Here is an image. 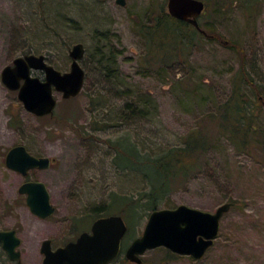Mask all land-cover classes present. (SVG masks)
<instances>
[{"label":"rangeland","instance_id":"1","mask_svg":"<svg viewBox=\"0 0 264 264\" xmlns=\"http://www.w3.org/2000/svg\"><path fill=\"white\" fill-rule=\"evenodd\" d=\"M203 1L201 27L236 42L239 52L204 37L184 59L152 57L145 34L160 10L167 12V0H125L123 6L116 0H0V74L30 53L68 71L71 46L80 42L85 49L81 91L69 98L54 91L57 104L49 115L27 111L0 76V230H16L23 264L41 263L42 240L59 246L89 230L100 214H121L127 225L110 264H137L124 252L151 212L145 206L151 185L145 171L121 166L117 151L130 142L138 153L155 156L181 145L198 126L210 140L208 149L194 170L166 180L169 192L157 209L186 204L213 212L224 202L236 204L221 217L218 236L200 259L156 247L141 255L140 264H264V104L242 86L250 104L258 105L261 132L251 135L248 152L217 126L243 55L264 98V0H220L222 7L219 0ZM32 74L44 78L42 70ZM17 144L55 160L23 177L4 162ZM27 179L45 183L55 206L48 218L34 215L18 192ZM108 204L109 211L96 212ZM0 264H16L1 247Z\"/></svg>","mask_w":264,"mask_h":264},{"label":"water","instance_id":"2","mask_svg":"<svg viewBox=\"0 0 264 264\" xmlns=\"http://www.w3.org/2000/svg\"><path fill=\"white\" fill-rule=\"evenodd\" d=\"M124 5L125 0H116ZM205 7L203 0H167V12L178 20L194 25L200 32L198 18ZM82 43H74L68 51L70 69L61 72L46 62L44 55L25 54L17 56L11 65L1 70V81L10 90H17V97L23 107L36 116L53 112L57 99L53 92H61L63 98L76 96L82 89L85 71L79 60L84 55ZM32 69L42 70L44 78L33 75ZM49 156L30 153L26 146L17 144L5 154V166L26 177L32 169H47L54 162ZM18 192L25 195L30 211L46 219L55 212L49 191L43 181L24 180ZM232 202L220 204L213 212L179 204L174 208L152 210L146 220L142 234L134 238L125 249V257L140 264L141 255L149 249L165 247L178 255L200 259L218 236L220 219L232 206ZM127 225L120 214L97 217L90 229L82 231L75 240L52 247V240L46 238L40 244L43 255L40 264H110L121 252L122 239ZM21 243L15 229L0 230V247L10 261L23 264Z\"/></svg>","mask_w":264,"mask_h":264},{"label":"trees","instance_id":"3","mask_svg":"<svg viewBox=\"0 0 264 264\" xmlns=\"http://www.w3.org/2000/svg\"><path fill=\"white\" fill-rule=\"evenodd\" d=\"M222 6L223 4L221 3L220 7ZM249 6L250 11L253 6L252 2L249 3ZM204 11L200 16L204 15ZM198 23L200 28H202L199 18ZM202 29L205 33L200 32L194 25L186 21L172 17L162 9L157 18H155L152 27L145 34L148 53H151L152 57L157 59H161L165 54L184 59L189 53L187 49L195 45L197 38L204 37L217 40L239 52L240 47H238L239 45L236 42L223 37L212 29ZM235 79L232 92L221 110L222 120L217 126L220 131L224 130L228 133L230 140L239 151L248 152L249 146H251V135H260L261 132L259 131L258 115L255 113L258 105L250 104L251 98L247 99L248 97L242 86H247L251 89L255 99L254 102L260 101L264 104V98L260 93L259 85L254 82L248 69H246L244 55L240 58V68ZM203 132V127L198 126L186 135L181 145L168 147L155 156L148 153L144 155L138 153L130 142L122 143L123 146L117 151L120 162V157L124 158L121 166L125 168L132 166L145 171L151 185L150 190L146 194V209L151 211L157 209L159 201L164 200L163 197L169 192V185L166 181L169 177L182 176L196 168L198 158L204 154L210 144V140ZM262 143L264 144V138ZM262 151L264 152V146ZM130 201L137 204L138 200L131 198ZM232 203V205L236 204V202ZM111 207V204H108V207L99 205L95 209L97 210L96 212L106 213ZM100 216L105 215L100 214L98 217Z\"/></svg>","mask_w":264,"mask_h":264},{"label":"flooded vegetation","instance_id":"4","mask_svg":"<svg viewBox=\"0 0 264 264\" xmlns=\"http://www.w3.org/2000/svg\"><path fill=\"white\" fill-rule=\"evenodd\" d=\"M204 4H205V7H204V10H205V8H206V3L204 2ZM204 10H203V11H204ZM201 14H202V13H201ZM45 60H46V59H45ZM46 62H47V61H46ZM47 63H48V62H47ZM49 64H50V63H49ZM31 73H32V72H31ZM36 76H37V75H36ZM90 226H91V225H90ZM89 229H90V227H89ZM75 238H76V237H75ZM75 238H74V239H71V240H75ZM51 240H52V239H51ZM68 241H70V240H68ZM66 242H67V241H66ZM66 242H65V243H66ZM65 243H63V244H65ZM63 244H61V245H63ZM59 246H60V245H59ZM52 247L55 248V247H57V246H54V245H53V242H52Z\"/></svg>","mask_w":264,"mask_h":264}]
</instances>
